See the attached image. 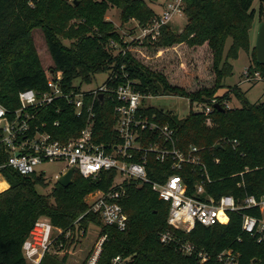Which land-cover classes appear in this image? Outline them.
Returning a JSON list of instances; mask_svg holds the SVG:
<instances>
[{
  "label": "trees",
  "instance_id": "16d2710c",
  "mask_svg": "<svg viewBox=\"0 0 264 264\" xmlns=\"http://www.w3.org/2000/svg\"><path fill=\"white\" fill-rule=\"evenodd\" d=\"M253 3L254 0H187V19L180 30L167 24L155 41L143 40L142 46L154 50L185 44L209 51L213 84L188 91L169 81L161 70L137 59L105 17L110 7H116L122 22L135 19L139 26H148L156 12L146 0H33L32 4L28 0H0V103L15 108L19 105V91L45 89L47 74L33 38V30L40 29L53 61L49 70L61 73L63 88L70 89L76 81L90 83L95 75L113 70L118 75L117 83L138 80L137 90L145 94L187 98L191 107L182 118L155 106L145 111L156 115L159 123L176 129L181 149L190 145L200 149L211 178V183L206 184L207 192L214 196L231 194L241 198L250 194L260 198L264 196V101L250 103L238 86L218 94L223 81L232 75V61L240 50L252 56L249 71L259 70L264 75V65L256 62L250 40L255 18L261 21L264 17V0H258L257 7ZM63 40H68L69 45ZM112 41L119 47H111ZM231 94L241 101L240 107H226ZM211 99L217 100L222 109L214 108L207 116L193 111V103L205 104ZM113 105L110 101L95 103L93 139L97 144L115 141ZM56 118L62 126L57 133L68 129V137L85 124V115L76 119L70 106L63 114L53 112L52 119ZM149 164L148 175L154 180L171 172L153 158ZM3 174L8 187L0 191V264H26L21 246L37 219L44 217L54 226L68 227L86 211V195L109 190L115 177L113 170L102 171L95 179L75 173L67 187L55 183L49 193L43 194L38 187L46 188L48 182L42 175H20L11 169L3 170ZM192 178V182L199 178L198 168ZM124 189L118 202L127 214L126 228L119 231L101 226L107 240L97 264H109L115 255L129 257L128 264H219L215 255L227 248L239 252V264H264V244L241 230L240 214L230 213L227 224L196 225L189 233L177 232L180 238L212 254L208 262L200 263L194 255L179 252L176 245L159 241L160 232L167 227L169 203L148 184L126 181ZM242 213L258 215L250 210ZM90 221L101 225L97 215L87 214L82 219L84 225ZM41 264H67V257L46 255Z\"/></svg>",
  "mask_w": 264,
  "mask_h": 264
},
{
  "label": "built area",
  "instance_id": "2783aa9c",
  "mask_svg": "<svg viewBox=\"0 0 264 264\" xmlns=\"http://www.w3.org/2000/svg\"><path fill=\"white\" fill-rule=\"evenodd\" d=\"M187 0H159L158 11L148 26H139V38L155 41L161 28L183 18ZM29 4L33 0H28ZM111 47H117L112 41ZM124 54L125 49H120ZM245 81H264L259 70H244ZM118 75L109 72L108 79L96 89L82 91L74 85L70 89L61 86L60 72L49 70L45 89L32 88L19 91V105L7 108L0 103V183H4L3 170L11 169L20 175L38 174L44 179V171L36 172V167L44 162L61 161L66 166L54 176V180L73 168V176L78 173L83 178H98L102 171L113 170L115 177L109 190H95L85 198L86 211L66 228L54 226L47 218L41 217L33 224L21 246L26 264H41L46 255L67 257L74 262L68 264H97L107 233L101 226L115 227L123 231L127 225V214L118 202L124 195V183L135 181L138 185L148 184L158 197L169 203L167 227L159 234L163 244H174L179 252L194 255L200 263H206L212 254L199 249L194 243L184 240L177 232L189 233L196 225L211 226L227 224L230 213L241 215V230L264 244V196L260 198L246 194L235 198L231 194L214 196L207 192L206 184L211 183L205 164L197 146L186 149L178 146L177 131L169 124H161L154 114H148L144 101L152 97L137 90L138 80L126 79L117 83ZM102 95V101L99 96ZM87 99L89 101L87 102ZM113 103L115 141L97 144L93 139L95 127V103ZM190 103V102H189ZM217 100L209 103H193L195 112L209 115ZM226 107L228 103L226 102ZM70 106L76 119L85 115V124L75 135L68 137V129H60L59 118L52 119L53 112L63 114ZM209 122V121H208ZM237 142L234 141L233 145ZM165 165L169 174L154 180L148 175L150 159ZM195 168H199V178L192 182ZM72 176V179H73ZM0 184V186H1ZM1 189V187H0ZM3 190V189H2ZM1 190V191H2ZM243 210L258 212V215ZM87 214L97 215L101 225L82 219ZM96 233L89 241L88 233ZM240 240V238H238ZM219 264H239V252L227 248L215 255ZM129 257L115 255L109 264H128Z\"/></svg>",
  "mask_w": 264,
  "mask_h": 264
},
{
  "label": "rangeland",
  "instance_id": "374dc122",
  "mask_svg": "<svg viewBox=\"0 0 264 264\" xmlns=\"http://www.w3.org/2000/svg\"><path fill=\"white\" fill-rule=\"evenodd\" d=\"M68 1L71 2L73 0ZM148 1L151 0H146V2L152 9L158 11L159 0H152L151 3ZM257 6L258 0H254L253 7ZM105 17L107 20L112 22L113 26L119 32L123 43H127L128 47L131 48L132 53L137 59L153 69L156 68L157 70L164 72L167 79L172 83H177L188 91H193L203 86H211L213 84L214 75L210 64L211 58L209 55L210 53L206 48L188 47L184 44L168 48H157V50H163L158 52L153 48H146L142 46L143 41L141 42V39L138 36L139 26L137 25V21L135 19L122 22L120 10L116 7H110ZM186 19V15H184L183 18H175L173 22L170 23L171 28L180 30L184 26ZM261 21H264V17L261 18ZM261 21L255 18L253 26L250 30V40L252 46L255 44L257 30ZM33 38L40 62L47 74L49 69L53 67V61L49 54L42 31L40 29L33 30ZM63 42L66 45H69L70 43L68 40H63ZM229 44L230 39L226 41V48ZM116 46L119 47L117 44ZM232 63V75L223 81L224 87L219 89L218 94L222 95L225 91H229L231 87L238 86L244 94L246 100L250 103L257 104L264 101V81L258 80L251 83L245 81L243 78L244 70L248 66L252 65V56L244 50H240L237 59L233 60ZM108 76L109 72L97 74L90 83L79 84V82L76 81L74 85L80 86L82 91L96 89L107 81ZM231 97L232 100L227 102L228 107H240L241 101L233 96V94H231ZM144 103L147 106L160 107L171 111L180 118L185 117L191 107L187 98L175 95L152 96L151 98L146 99ZM65 166L66 164L61 161L44 162L38 165L35 169L36 172L41 173L44 171L45 178L48 182L46 188L38 187V191L43 194L49 193L53 185L56 183L54 176L57 175ZM198 170L199 173H201L199 168ZM4 184V187H6L7 184ZM4 187H1L0 191ZM96 235V233L89 231L87 241L91 238H95ZM69 262L71 263L74 261L69 258L67 264Z\"/></svg>",
  "mask_w": 264,
  "mask_h": 264
},
{
  "label": "water",
  "instance_id": "95a60500",
  "mask_svg": "<svg viewBox=\"0 0 264 264\" xmlns=\"http://www.w3.org/2000/svg\"><path fill=\"white\" fill-rule=\"evenodd\" d=\"M75 2V1H74ZM256 52V62L260 65H264V21H261L257 30L256 40L254 44ZM100 101H102V95L99 96ZM217 109H222L219 104L214 105ZM219 147V145H217ZM73 168H70L66 174L62 175L57 183L63 187H67L72 182Z\"/></svg>",
  "mask_w": 264,
  "mask_h": 264
},
{
  "label": "crops",
  "instance_id": "0c3cea01",
  "mask_svg": "<svg viewBox=\"0 0 264 264\" xmlns=\"http://www.w3.org/2000/svg\"><path fill=\"white\" fill-rule=\"evenodd\" d=\"M4 183H6L7 185H6V187H4L3 189H6V188L8 187V183H7L6 181H4Z\"/></svg>",
  "mask_w": 264,
  "mask_h": 264
}]
</instances>
